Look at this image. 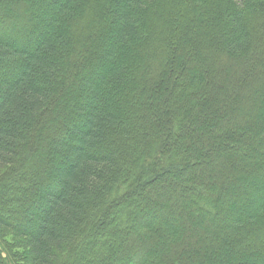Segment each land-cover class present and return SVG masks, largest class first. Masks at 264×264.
Instances as JSON below:
<instances>
[{"label":"trees","instance_id":"1","mask_svg":"<svg viewBox=\"0 0 264 264\" xmlns=\"http://www.w3.org/2000/svg\"><path fill=\"white\" fill-rule=\"evenodd\" d=\"M1 170L33 264H264V0H0Z\"/></svg>","mask_w":264,"mask_h":264},{"label":"rangeland","instance_id":"2","mask_svg":"<svg viewBox=\"0 0 264 264\" xmlns=\"http://www.w3.org/2000/svg\"><path fill=\"white\" fill-rule=\"evenodd\" d=\"M2 170L0 171V176L4 174L1 173ZM16 222V221H15ZM0 239L7 245H9L13 251H16L19 255L23 256L22 260L23 262H21V264H33L32 262L28 261L27 258V250L24 248H17L18 244H22L23 242V238L22 236L16 235L13 232V229L11 227H9V229L7 228H1V232H0Z\"/></svg>","mask_w":264,"mask_h":264}]
</instances>
